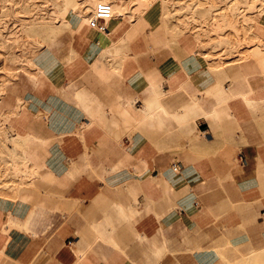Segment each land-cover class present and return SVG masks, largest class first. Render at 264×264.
<instances>
[{
	"label": "crops",
	"instance_id": "obj_1",
	"mask_svg": "<svg viewBox=\"0 0 264 264\" xmlns=\"http://www.w3.org/2000/svg\"><path fill=\"white\" fill-rule=\"evenodd\" d=\"M260 2L230 56L201 32L122 18L104 32L118 69L96 62L101 32L86 23L67 53L54 39L61 68L6 87L11 163L39 177L0 196V264H226L264 250Z\"/></svg>",
	"mask_w": 264,
	"mask_h": 264
},
{
	"label": "rangeland",
	"instance_id": "obj_2",
	"mask_svg": "<svg viewBox=\"0 0 264 264\" xmlns=\"http://www.w3.org/2000/svg\"><path fill=\"white\" fill-rule=\"evenodd\" d=\"M100 1L113 5L112 23L127 18L134 24L139 22L143 30L151 27L153 31L164 32L165 36L177 37L185 31L201 32L207 39L206 45L219 48V43L225 46L227 56L233 54L230 49L238 50L242 43L240 33L248 31L241 21L244 20L245 24L253 22L249 16L257 10L258 3L263 4L261 0H0V98L9 84L19 90L27 86L26 73L35 72L40 65L61 68L62 60L57 55L54 60V39L57 37L60 43L59 52L67 53L74 31L89 22ZM137 30L131 29L127 36ZM108 38L101 32L91 52L93 55L101 52L96 60L100 63L101 58L105 60L109 56L108 64L112 69H118L119 56L112 54L111 49L116 48L117 52L119 47ZM12 132L9 116L3 114L0 104V196L5 189L11 191L12 187L15 190L20 188L17 194L30 189L39 177V174H24L25 163L13 165L19 161H12L10 154H15L19 145ZM17 180L23 183L19 184ZM15 194L13 190L10 192V195ZM225 262L264 264V250L253 249L246 256Z\"/></svg>",
	"mask_w": 264,
	"mask_h": 264
},
{
	"label": "built area",
	"instance_id": "obj_3",
	"mask_svg": "<svg viewBox=\"0 0 264 264\" xmlns=\"http://www.w3.org/2000/svg\"><path fill=\"white\" fill-rule=\"evenodd\" d=\"M113 6L110 2L100 1L95 9L93 17L90 18L88 25L98 32L107 31V23L113 18Z\"/></svg>",
	"mask_w": 264,
	"mask_h": 264
},
{
	"label": "bare ground",
	"instance_id": "obj_4",
	"mask_svg": "<svg viewBox=\"0 0 264 264\" xmlns=\"http://www.w3.org/2000/svg\"><path fill=\"white\" fill-rule=\"evenodd\" d=\"M113 6V5H112ZM113 12H114V9H113ZM18 106V105H17ZM17 111V110H16Z\"/></svg>",
	"mask_w": 264,
	"mask_h": 264
}]
</instances>
